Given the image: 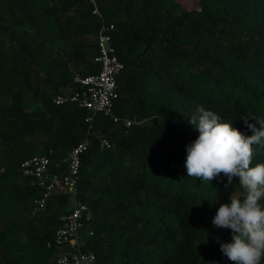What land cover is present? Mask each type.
Masks as SVG:
<instances>
[{"label":"trees","instance_id":"16d2710c","mask_svg":"<svg viewBox=\"0 0 264 264\" xmlns=\"http://www.w3.org/2000/svg\"><path fill=\"white\" fill-rule=\"evenodd\" d=\"M196 1L96 0L124 64L114 112L132 123L98 115L80 155L77 198L92 213L82 249L94 264H232L220 251L231 230L212 220L246 190L237 177L225 188L222 173L187 177L185 148L199 136L188 121L203 107L250 137L242 119L264 120V0ZM91 9L86 0H0V264L54 257L46 242L70 195L54 192L33 212L41 188L19 164L45 154L61 173L55 163L86 134L88 111L52 97L77 88L76 72L98 70ZM252 147L250 167L264 164V147ZM258 203L264 210V195Z\"/></svg>","mask_w":264,"mask_h":264},{"label":"built area","instance_id":"2783aa9c","mask_svg":"<svg viewBox=\"0 0 264 264\" xmlns=\"http://www.w3.org/2000/svg\"><path fill=\"white\" fill-rule=\"evenodd\" d=\"M86 2L92 5L91 14L99 20L96 53L93 57L98 70L88 74L76 72L73 75V82L77 88L57 93L52 97V102L56 105L74 103L88 111L86 134L68 151L61 163H55L56 168H59L60 164L63 165L61 173L51 169L52 161L45 154H35L19 164L21 174L30 179V184L41 188L33 212L43 209L49 196L54 192H66L70 195L69 208L60 216L61 225L46 242V246L55 251L49 264H94V252L82 249L81 229L92 217V213L89 205L77 198L80 155L89 143L88 136L98 115H103L116 123L122 120L125 126L132 123L131 119L121 118L114 112V103L118 98L117 76L124 68L112 44L114 22L104 18L96 0ZM99 146L102 149L107 148L110 141L106 137H101Z\"/></svg>","mask_w":264,"mask_h":264},{"label":"clouds","instance_id":"9594fccd","mask_svg":"<svg viewBox=\"0 0 264 264\" xmlns=\"http://www.w3.org/2000/svg\"><path fill=\"white\" fill-rule=\"evenodd\" d=\"M248 119L242 120L252 135L245 137L231 124L221 122V116L197 107L188 123L199 136L185 148L187 177L209 182L222 173L227 177L225 188L237 177L246 190L242 201L232 198L220 205L212 220L213 226L231 230L232 242L220 243V251L232 264H260L264 256V210L258 203L264 195V164L250 167L252 146L264 147V120L253 117L254 123H249Z\"/></svg>","mask_w":264,"mask_h":264},{"label":"rangeland","instance_id":"374dc122","mask_svg":"<svg viewBox=\"0 0 264 264\" xmlns=\"http://www.w3.org/2000/svg\"><path fill=\"white\" fill-rule=\"evenodd\" d=\"M178 1L186 8H190V7L195 6L197 4L196 0H178ZM59 48H61V46L57 43L55 46V49H59ZM34 103H35V101L30 99L26 102V105H28V107H29V106L35 105ZM114 133L115 134L118 133V128H115Z\"/></svg>","mask_w":264,"mask_h":264},{"label":"crops","instance_id":"0c3cea01","mask_svg":"<svg viewBox=\"0 0 264 264\" xmlns=\"http://www.w3.org/2000/svg\"><path fill=\"white\" fill-rule=\"evenodd\" d=\"M71 88H69V87H67L66 89H64V91H68V90H70Z\"/></svg>","mask_w":264,"mask_h":264}]
</instances>
